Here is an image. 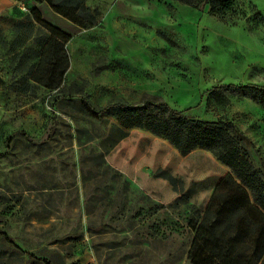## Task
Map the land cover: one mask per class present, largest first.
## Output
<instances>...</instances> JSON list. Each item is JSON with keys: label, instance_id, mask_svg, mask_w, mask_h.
Returning <instances> with one entry per match:
<instances>
[{"label": "rangeland", "instance_id": "obj_1", "mask_svg": "<svg viewBox=\"0 0 264 264\" xmlns=\"http://www.w3.org/2000/svg\"><path fill=\"white\" fill-rule=\"evenodd\" d=\"M87 3L101 20L81 28L46 0H0V230L22 250L0 236V264H184L189 205L163 204L150 193L159 183L148 190L127 173L145 143L88 102L148 94L233 122L264 169V16L251 0H236L226 19L178 0ZM33 9L70 36L56 89L35 80L38 70L48 79L45 29L17 26Z\"/></svg>", "mask_w": 264, "mask_h": 264}, {"label": "trees", "instance_id": "obj_2", "mask_svg": "<svg viewBox=\"0 0 264 264\" xmlns=\"http://www.w3.org/2000/svg\"><path fill=\"white\" fill-rule=\"evenodd\" d=\"M46 1L53 11L81 28L93 27L101 20V12L87 0ZM178 1L196 9H208L220 19L230 16L236 3ZM36 23L45 29L39 67L48 54V79L40 76L38 70L35 80L56 89L70 65L66 49L70 36L45 23L37 9L19 20L17 26L32 32ZM239 87L257 89L249 85ZM88 105L100 118L103 114L113 115L123 128L132 129L130 135L145 143L137 156L139 167H126L129 175L139 176L148 190L149 185L159 183L158 190L150 193L163 204L189 205L188 226L195 236L184 264H264V169L248 158L246 149L252 142L237 125L194 118L148 94L140 103L116 100L102 108L89 102ZM0 236L21 250L6 232L0 230ZM37 259L50 263L46 258Z\"/></svg>", "mask_w": 264, "mask_h": 264}, {"label": "crops", "instance_id": "obj_3", "mask_svg": "<svg viewBox=\"0 0 264 264\" xmlns=\"http://www.w3.org/2000/svg\"><path fill=\"white\" fill-rule=\"evenodd\" d=\"M251 1H252V3H254L257 6V8L260 10V12L264 16V0H251ZM180 4H183V3H180ZM185 6H187V5H185ZM188 6H190V5H188Z\"/></svg>", "mask_w": 264, "mask_h": 264}, {"label": "built area", "instance_id": "obj_4", "mask_svg": "<svg viewBox=\"0 0 264 264\" xmlns=\"http://www.w3.org/2000/svg\"><path fill=\"white\" fill-rule=\"evenodd\" d=\"M22 8H23V9H26V6L24 5V6H22Z\"/></svg>", "mask_w": 264, "mask_h": 264}]
</instances>
